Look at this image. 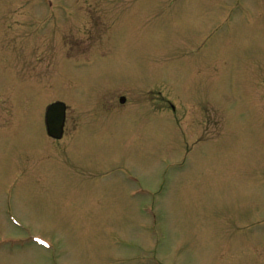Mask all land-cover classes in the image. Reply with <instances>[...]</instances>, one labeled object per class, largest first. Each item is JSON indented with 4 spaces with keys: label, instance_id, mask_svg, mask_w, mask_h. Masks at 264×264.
<instances>
[{
    "label": "rangeland",
    "instance_id": "374dc122",
    "mask_svg": "<svg viewBox=\"0 0 264 264\" xmlns=\"http://www.w3.org/2000/svg\"><path fill=\"white\" fill-rule=\"evenodd\" d=\"M0 264H264V0H0Z\"/></svg>",
    "mask_w": 264,
    "mask_h": 264
},
{
    "label": "water",
    "instance_id": "95a60500",
    "mask_svg": "<svg viewBox=\"0 0 264 264\" xmlns=\"http://www.w3.org/2000/svg\"><path fill=\"white\" fill-rule=\"evenodd\" d=\"M65 105L62 102H55L48 106L46 111V123L48 132L54 137H60L64 123Z\"/></svg>",
    "mask_w": 264,
    "mask_h": 264
}]
</instances>
